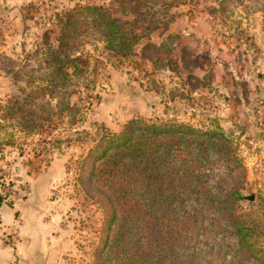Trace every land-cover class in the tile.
<instances>
[{
  "label": "rangeland",
  "instance_id": "374dc122",
  "mask_svg": "<svg viewBox=\"0 0 264 264\" xmlns=\"http://www.w3.org/2000/svg\"><path fill=\"white\" fill-rule=\"evenodd\" d=\"M88 1L99 4L105 0H0V159H3L0 179H5L1 171L15 158L21 164L27 154L40 156L45 165L54 153L63 158L61 181L49 194L50 199L60 204L56 208L60 210V223L73 238L61 264L97 261L108 215L89 176L90 153L106 129L117 132L128 120L137 117L174 119L198 127L216 120L232 138L245 176L244 180H232L236 172L227 176L226 165L218 161L211 175L213 179L205 182L213 186L219 175L223 177L219 180L222 187L241 181L246 198L238 202V211L264 230V127L254 129L247 115L233 120L234 115L231 112L228 115L218 103L225 104L230 99L229 91L243 94L246 88L247 82L241 75L249 71L251 51L256 49L254 41L246 38L252 34L251 25L264 32V0H176L177 5L170 12L175 14L173 21L177 20L179 32L190 17L195 18L197 28H202L203 17L211 21L218 36L175 34L170 33L168 26L160 27L146 38L154 47L149 53L144 52V58L124 62L112 57L89 24L83 25L76 28L81 34L70 39L69 53L86 62H79L81 70L73 73L70 67L67 77H55L50 70L45 71L40 43L46 35L53 37L51 32L58 31L56 13ZM157 46L162 47L163 58L154 63L157 55L152 51ZM137 48L140 50L141 46ZM140 53L143 54L141 50ZM220 65L226 73L238 75L233 76L234 81L222 80L224 71ZM44 76L55 80L41 92L42 86L47 85V80L40 83ZM219 83L230 88L224 89L227 93ZM206 84L209 85L205 87ZM29 92L27 97L34 96L30 102L25 101L22 108L17 104L21 111L2 119L6 106L21 101ZM260 98L264 96L251 97L253 101ZM235 99L236 102L248 97ZM218 110L220 117L216 115ZM27 114L37 115L41 121L36 120V126L29 127L23 120ZM219 118L230 121L221 124ZM233 164L230 162L228 166ZM70 169L71 178L67 175ZM66 180L76 181L67 184ZM197 241L192 248L199 252V264H230V254L225 259L222 256L233 241L230 235L219 245L205 238ZM261 241L264 248V238ZM243 264L254 263L244 259Z\"/></svg>",
  "mask_w": 264,
  "mask_h": 264
},
{
  "label": "trees",
  "instance_id": "16d2710c",
  "mask_svg": "<svg viewBox=\"0 0 264 264\" xmlns=\"http://www.w3.org/2000/svg\"><path fill=\"white\" fill-rule=\"evenodd\" d=\"M176 3L88 1L56 13L58 31H52L53 37L46 35L40 43L45 71L63 78L70 67L72 73L81 70L79 62L86 59L69 53V41L79 35L76 28L87 24L118 62L144 58V52L154 47L146 38L175 19L170 10ZM152 52L157 55L153 62H161L162 47ZM44 80L45 76L40 83ZM54 80H47L40 91L50 88ZM30 93L6 106L2 119L21 111L16 105L30 102L34 97H27ZM38 117L27 114L23 120L27 126L35 127V121H41ZM211 122L198 127L174 119L137 117L117 132L106 129L100 135L90 153L89 176L102 196L108 216L95 264H199V252L192 245L199 238L219 245L227 235L233 239L222 252L224 259L230 254L228 263L243 264L244 259H249L254 264H264V230L238 211V202L246 198L242 182L222 187L221 175L213 186L205 182L213 179L218 161L226 165L227 176L236 172L232 180H244L245 176L232 138L216 120ZM230 162L234 164L228 166Z\"/></svg>",
  "mask_w": 264,
  "mask_h": 264
},
{
  "label": "crops",
  "instance_id": "0c3cea01",
  "mask_svg": "<svg viewBox=\"0 0 264 264\" xmlns=\"http://www.w3.org/2000/svg\"><path fill=\"white\" fill-rule=\"evenodd\" d=\"M192 18L190 17L180 32L177 20L171 22L168 25L170 33L185 32L197 37L209 34L213 38L218 36L212 29L209 19L201 17L204 26L197 28L194 24L196 20ZM251 28L253 38L250 36L246 39L248 41L252 39L256 49L251 51L253 60L248 62L249 71L241 75L247 82L246 88L243 94L229 91L230 99L225 104L218 103L224 106L220 109L227 111L228 115L230 112L234 115L233 120L238 117L242 119L247 115L248 121H253L254 129L258 130L259 127H264V98L253 101L251 97L264 96V32L262 28H254L253 25ZM230 53L227 52L228 55ZM215 63L219 64L218 61ZM220 66L224 71L223 81L232 82L233 76H238L232 71L226 73L223 65ZM213 69L212 72H215V68ZM219 85L222 86V90L230 89L228 86L224 87V84ZM240 96L248 97V100L240 99L241 101L235 102V98ZM219 113L218 110L216 112L218 117ZM227 119L230 121L229 118H219L221 124L222 122L227 124ZM60 157L54 153L52 159L45 165L40 156L37 158L27 154L21 164L15 158L8 168L1 171L5 178L10 179V183L16 191L18 190L21 198L15 202H0V264H61L64 251L72 247L73 238L66 226L60 223V210L56 209L60 204L57 205L49 195L51 189L62 178L63 158Z\"/></svg>",
  "mask_w": 264,
  "mask_h": 264
},
{
  "label": "built area",
  "instance_id": "2783aa9c",
  "mask_svg": "<svg viewBox=\"0 0 264 264\" xmlns=\"http://www.w3.org/2000/svg\"><path fill=\"white\" fill-rule=\"evenodd\" d=\"M0 154H2V153H0ZM2 161H3V159H0V163ZM67 175H69L70 178L73 177L72 169H70L67 172ZM75 181L76 180H66V183L72 184V183H75ZM17 191L14 189V186L10 183L9 178H5L3 180L0 179V195L2 197L1 201L15 202V201L19 200L21 198V196H19L20 194H18Z\"/></svg>",
  "mask_w": 264,
  "mask_h": 264
},
{
  "label": "water",
  "instance_id": "95a60500",
  "mask_svg": "<svg viewBox=\"0 0 264 264\" xmlns=\"http://www.w3.org/2000/svg\"><path fill=\"white\" fill-rule=\"evenodd\" d=\"M1 199H2V197H1V195H0V202H1Z\"/></svg>",
  "mask_w": 264,
  "mask_h": 264
}]
</instances>
